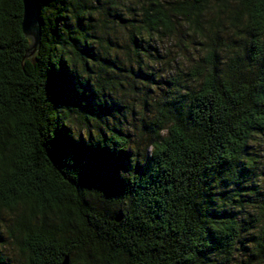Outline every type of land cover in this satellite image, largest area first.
I'll return each instance as SVG.
<instances>
[{
	"label": "trees",
	"instance_id": "16d2710c",
	"mask_svg": "<svg viewBox=\"0 0 264 264\" xmlns=\"http://www.w3.org/2000/svg\"><path fill=\"white\" fill-rule=\"evenodd\" d=\"M22 10L0 264H264V0H40L32 56Z\"/></svg>",
	"mask_w": 264,
	"mask_h": 264
},
{
	"label": "water",
	"instance_id": "95a60500",
	"mask_svg": "<svg viewBox=\"0 0 264 264\" xmlns=\"http://www.w3.org/2000/svg\"><path fill=\"white\" fill-rule=\"evenodd\" d=\"M21 1L23 9L21 30L24 37L30 40V46L27 53L28 56H32L38 51L40 46V0ZM61 264H68L67 258H65Z\"/></svg>",
	"mask_w": 264,
	"mask_h": 264
},
{
	"label": "rangeland",
	"instance_id": "374dc122",
	"mask_svg": "<svg viewBox=\"0 0 264 264\" xmlns=\"http://www.w3.org/2000/svg\"><path fill=\"white\" fill-rule=\"evenodd\" d=\"M13 254H14V253H13ZM11 263H12V262H11ZM11 263H10V264H11ZM14 263H15V262H14ZM14 263H12V264H14Z\"/></svg>",
	"mask_w": 264,
	"mask_h": 264
}]
</instances>
